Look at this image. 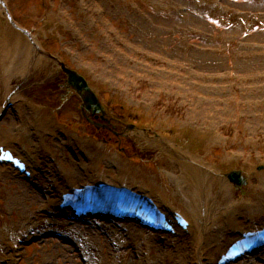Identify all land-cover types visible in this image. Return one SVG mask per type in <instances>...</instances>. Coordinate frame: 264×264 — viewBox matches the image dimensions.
Returning a JSON list of instances; mask_svg holds the SVG:
<instances>
[{"label":"rangeland","instance_id":"374dc122","mask_svg":"<svg viewBox=\"0 0 264 264\" xmlns=\"http://www.w3.org/2000/svg\"><path fill=\"white\" fill-rule=\"evenodd\" d=\"M5 1L34 42L10 25L0 5L3 132L12 122L30 130L24 143L35 151L31 155L50 162L47 153L54 150L71 172L93 163L98 172L123 166L126 176L165 193L200 222L206 264H213L211 251L222 247L220 240L228 231L229 222L221 217L224 209L234 224L264 220V0ZM6 29L12 35L8 45L32 52L28 62H22L23 52L17 63H7L9 79L4 78L1 57V31ZM35 43L80 71L111 111L128 120L138 116L146 129L117 140L87 124L80 97L68 94L65 76ZM8 95L29 103L21 107V115L8 105ZM32 105L38 107L31 120L35 127L67 125L69 142L82 144L83 156L71 155L65 142L48 137L47 131L35 139L33 132L40 131L31 132L28 124ZM173 150L190 160L178 159ZM200 167L207 171L198 172L206 184L210 176L217 180L211 189L203 186L199 197L171 176L188 175L197 186L194 169ZM231 169L249 173L248 184L238 188L225 182L223 173ZM19 181L14 174L0 173V242L46 214V193L22 181L34 193ZM168 186L184 192L175 194ZM99 226L74 224V232L89 247L88 264H192L185 256L180 263V254L154 241L149 247L141 230L135 231L139 242L128 245L119 230ZM18 264L85 263L73 247L48 238L24 247ZM235 264H264V256Z\"/></svg>","mask_w":264,"mask_h":264},{"label":"bare ground","instance_id":"6f19581e","mask_svg":"<svg viewBox=\"0 0 264 264\" xmlns=\"http://www.w3.org/2000/svg\"><path fill=\"white\" fill-rule=\"evenodd\" d=\"M9 39V38H8ZM26 53V57L24 60H22V62H28L29 60V57L32 55V52L31 50L29 49H25V47L23 45H3V48L1 50V57H2V65L4 66L5 68V72H3L5 75H4V78L6 79H9L10 78V70H8V68L6 67L7 63H13L15 61V63L18 62L19 60V56H21V53ZM3 71V70H2ZM37 107H33L32 108V112L30 113V121L31 120H35L36 118V111H37ZM0 112H1V107H0ZM33 122V121H31ZM40 122V121H39ZM42 124V123H40ZM39 124V125H40ZM45 124V123H44ZM43 124V125H44ZM50 124V122H49ZM51 124L50 126L48 127L47 123L45 125V131L46 130H51ZM51 128V129H50ZM11 132H13V134H11ZM20 132V133H19ZM30 133V130L28 129H20L19 127L16 126V124H14L13 122L11 123V125L5 129V132L2 131V129L0 128V144H3V143H7L9 145L12 146V148L18 153L20 154L21 156H24L28 159H30L28 157V154H27V151L28 153L30 152V150L28 149L27 145L26 144H23V139H26V137H28V134ZM17 143H19L17 145ZM20 144H21V147H20ZM29 163V166H31L32 168V171H33V174L35 172V169H34V165L33 163L30 161L28 162ZM184 164L187 163V161H184L183 162ZM98 164H95L93 163V165H88V166H85V165H82V167L84 168V170H82V172L78 171H69L68 168H61L59 169V171L66 177V179H68V182L70 183H75V182H81V181H92V180H99V181H108V182H111V183H114V184H117V183H127V184H130V185H137L138 187H141L143 188L144 190L148 191L150 194H152L154 197H156L157 201L159 203H164V202H167V203H170L168 202V197L166 196L165 193H162V192H159V191H155L153 190L151 187H149L147 184H144L143 182H139L133 178H130L128 176H126V172L124 171V168L123 166H121L119 169H113V170H109L110 172H98V169L99 167L97 166ZM2 166V165H1ZM50 167L51 164L49 165ZM85 166V167H84ZM4 168H8V166H2ZM1 168H0V173H1ZM47 171V168L45 170V172ZM65 173H64V172ZM199 172L203 173V174H207V171L205 170H198ZM53 174V178L51 177H48L50 175L48 174H45L44 176H42V183L45 185V187H50V183L47 179V177L53 182H55L54 184L60 186V181H59V178H58V175L55 176V169L52 171ZM179 185H181L183 188H186L188 190H190L191 192H193V194L196 196L198 195L199 197V194L202 193V188L203 186L205 185H209V188L211 187V185L213 184V182L215 181V177L214 176H210V181H208V183L206 184V179H203L202 177H200L199 173L197 172L194 176V181L197 182V186L194 185L193 183H191L187 176L183 175V174H174V175H171ZM20 183L22 181H19ZM169 182H174L172 180H170ZM24 182H22L23 184ZM24 185L29 188L27 186V184L24 183ZM168 187H171L173 189V191H175V194H177L178 192H184L183 190H181L179 187L175 190V187H172V186H168ZM31 189V188H29ZM211 189V188H210ZM31 191H33L34 193L36 192V190H33L31 189ZM229 195V193H228ZM47 199L50 203H55V199L52 198V195H48L47 196ZM61 200V196L59 197V201ZM209 200V199H208ZM170 205H173V204H170ZM224 210H227V209H224ZM226 213V212H225ZM185 214L188 216L189 218V221H190V225L188 226V230L191 232L193 229H194V219L191 217V215H189L187 212H185ZM38 218H42L41 215L37 216ZM56 219V218H55ZM58 219H60L58 217ZM39 220V219H37ZM37 220H33L31 221V223H29V225H31L34 221H37ZM52 221V218H45V221H44V224L49 226L48 224L51 223ZM74 224V223H72ZM28 226V225H27ZM90 228H92V226H89ZM25 228V227H23ZM22 228V229H23ZM105 228H108V227H105ZM71 229H74V227H72ZM246 230L245 228H242L241 231H244ZM21 232V231H20ZM20 232L18 233L17 236H19ZM65 232V231H64ZM197 235H198V238L199 240L201 241L202 239V235H203V230L200 229V231L197 230ZM239 236V235H238ZM238 236L234 235V234H231L230 236H225L223 237L222 240H220V244L224 247H220L219 250H218V253L220 252H223V250L225 249V247L228 246V244L235 238H237ZM169 237L172 239V238H176L174 235H169ZM9 238H6V236L2 239V242H0V254L2 253H5L6 251V247H7V243L11 240H8ZM212 250H216L215 248H213ZM258 254H264L263 253V250L262 251H259Z\"/></svg>","mask_w":264,"mask_h":264},{"label":"water","instance_id":"95a60500","mask_svg":"<svg viewBox=\"0 0 264 264\" xmlns=\"http://www.w3.org/2000/svg\"><path fill=\"white\" fill-rule=\"evenodd\" d=\"M63 69L68 75V82L81 95L83 99V110H89L91 112L101 111L102 108L98 102V99L96 98L95 94L90 90L83 77H81L75 71L67 69L65 66H63ZM230 177L233 180H237L238 182H240V180L237 179L235 173H231Z\"/></svg>","mask_w":264,"mask_h":264}]
</instances>
